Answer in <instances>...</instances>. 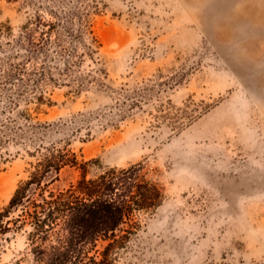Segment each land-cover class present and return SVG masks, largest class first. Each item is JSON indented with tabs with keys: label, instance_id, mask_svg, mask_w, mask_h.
<instances>
[{
	"label": "rangeland",
	"instance_id": "obj_1",
	"mask_svg": "<svg viewBox=\"0 0 264 264\" xmlns=\"http://www.w3.org/2000/svg\"><path fill=\"white\" fill-rule=\"evenodd\" d=\"M97 2L92 57L49 62L58 80L19 106L32 124H48L0 144V210L28 177L29 152L54 142L97 160L87 177L133 167L117 173L115 199L134 180L161 189L160 204L116 231L113 264H264V0ZM19 5L0 0V22L13 31L25 18ZM78 178L64 167L51 187ZM9 236L0 264L26 246L23 231Z\"/></svg>",
	"mask_w": 264,
	"mask_h": 264
},
{
	"label": "trees",
	"instance_id": "obj_2",
	"mask_svg": "<svg viewBox=\"0 0 264 264\" xmlns=\"http://www.w3.org/2000/svg\"><path fill=\"white\" fill-rule=\"evenodd\" d=\"M7 1L18 2L25 18L16 31L8 20L0 22V111L12 113L0 123V144L30 140L38 126L48 124H32L27 109L19 106L41 101L42 86L58 80L50 76L49 62L67 60L68 65L69 60L92 57L99 46L89 21L99 9L97 0ZM29 154L35 159L29 162L27 179L18 183L0 210V238L9 239L13 231H23L26 237L25 248L11 264H113L111 240L120 225L136 209L154 208L163 199L160 187L150 180H134L122 200L111 197L117 173L125 175L133 167L100 168L87 177L97 160L78 159L54 142L38 143ZM64 167L78 170L79 178L66 188L53 189L51 183ZM98 240L107 241L99 253Z\"/></svg>",
	"mask_w": 264,
	"mask_h": 264
}]
</instances>
